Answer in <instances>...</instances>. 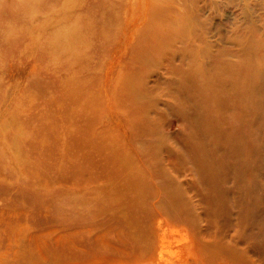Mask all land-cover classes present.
Wrapping results in <instances>:
<instances>
[{
	"label": "rangeland",
	"instance_id": "1",
	"mask_svg": "<svg viewBox=\"0 0 264 264\" xmlns=\"http://www.w3.org/2000/svg\"><path fill=\"white\" fill-rule=\"evenodd\" d=\"M224 1L134 39L95 4L0 0V264L117 253L122 212L143 206L127 204L135 180L157 167L173 186L144 184L145 199L264 256V0Z\"/></svg>",
	"mask_w": 264,
	"mask_h": 264
},
{
	"label": "bare ground",
	"instance_id": "2",
	"mask_svg": "<svg viewBox=\"0 0 264 264\" xmlns=\"http://www.w3.org/2000/svg\"><path fill=\"white\" fill-rule=\"evenodd\" d=\"M67 1H71L72 3H82L85 8L83 13L88 16L92 14V11L90 9L92 5L90 7L88 5L95 4L96 6H99L97 7L96 11L103 14V16L106 15L111 17H122L126 19L127 23L125 24V28H127V26L129 27L128 30L131 31L130 36L134 38L135 34L136 35L146 34V33L150 34L147 31L151 32V28L144 27L148 25L146 23V21L148 20H159L158 27H160V29L156 30L154 29V27L152 28L153 34H156L157 36H160L162 34L165 35L166 32L168 31H172L173 33L175 32L179 34L180 28L178 27L179 25L178 22L180 20L183 21V19H185L187 16L193 15L196 11V9L190 8V5H193L197 1L204 2L206 0H67ZM142 92L146 93L147 91L143 90ZM178 94L180 95L181 93ZM141 96H145V94H141ZM173 96L178 97L177 94H174ZM152 108L153 106L151 107V109ZM173 108L176 110V112H178V115H182V117L184 118L183 123L184 125H186L187 108L185 107L182 108L177 106ZM151 109L148 110V112H150ZM154 115H159V114L154 113ZM143 117L144 120L147 122V124L148 122L149 124L155 122L151 118L149 119L148 115H146V112ZM159 147L160 146L156 147L154 151H159ZM141 151H142V156L150 155L148 150L146 149H142ZM132 167L133 169H131L130 171L135 172L138 175V177L142 176V172H141L142 170L139 164H137L135 167L134 166ZM156 173H157L156 176L153 178L149 177L147 179H143L144 182L142 181V179L135 180V192L131 194V198L129 199L127 204L128 205L135 204L138 206V203L139 204L143 203V206L141 208L136 209L137 212L135 210L134 218L132 221L130 220L131 214L129 211L124 210L122 212L125 214L124 216L125 226L122 230L120 228L118 229L117 235L119 238L116 239V241L118 242V246H112L111 248L112 251L114 252L116 251L117 253L110 252L106 254L104 257H98V256L95 257L92 255V257H90L89 259L76 263L78 264H264V256L249 254L247 245L241 248L238 247L235 236L236 232H233L230 235L229 240H224V241L221 239L212 238L211 235H209V237H206L204 227L207 228V225H204V227L202 226L192 227L193 229L192 230L190 229L191 226L189 227L182 220L178 219L172 221L170 217H168L169 214L165 210H163L162 207L158 208L157 206H154L156 204L160 205L162 199L164 198L162 193H155V194L152 193L151 194L152 197L150 196L151 199H149L148 197H146L145 199L143 194L144 184L149 186L152 185L159 186V185H163L164 182V183H169L170 187L173 186L172 185V183L174 182L173 179L168 177L162 168L157 167ZM127 174H131V173H127ZM170 192H171L169 193L170 195H165V196L166 197L175 196L181 201L183 200L187 201V198L188 197L190 198V196H188V192H184V191L181 192L170 191ZM184 194L187 195V197L183 196ZM196 195H198V193H193V196L191 198H193ZM180 200L178 202H180ZM117 202L120 203L119 201ZM244 251H246L247 253H244Z\"/></svg>",
	"mask_w": 264,
	"mask_h": 264
}]
</instances>
